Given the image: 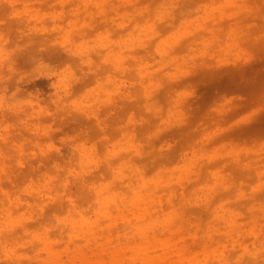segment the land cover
Wrapping results in <instances>:
<instances>
[{"label":"rangeland","instance_id":"1","mask_svg":"<svg viewBox=\"0 0 264 264\" xmlns=\"http://www.w3.org/2000/svg\"><path fill=\"white\" fill-rule=\"evenodd\" d=\"M0 264H264V0H0Z\"/></svg>","mask_w":264,"mask_h":264},{"label":"bare ground","instance_id":"2","mask_svg":"<svg viewBox=\"0 0 264 264\" xmlns=\"http://www.w3.org/2000/svg\"><path fill=\"white\" fill-rule=\"evenodd\" d=\"M150 263V262H149Z\"/></svg>","mask_w":264,"mask_h":264}]
</instances>
